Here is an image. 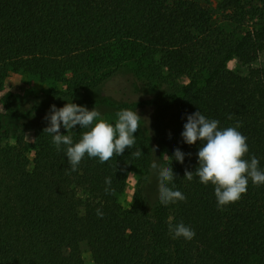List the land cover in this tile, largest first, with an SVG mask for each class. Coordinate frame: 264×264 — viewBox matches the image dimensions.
<instances>
[{
    "label": "trees",
    "instance_id": "1",
    "mask_svg": "<svg viewBox=\"0 0 264 264\" xmlns=\"http://www.w3.org/2000/svg\"><path fill=\"white\" fill-rule=\"evenodd\" d=\"M262 52L264 0H0V91L23 73L60 85L46 97L78 105L130 106L109 100L129 82L157 93L133 103L150 112L148 138L105 163L86 154L76 171L43 132L48 103L0 111V264H84L81 242L94 264H264V185L249 181L239 201L218 210L215 186L195 175L201 143L181 137L196 111L220 129L240 122L245 159L254 155L264 170V65L252 66ZM232 59L247 73L229 69ZM125 71L132 76L122 81ZM87 130L76 125L74 143ZM176 148L191 153L183 164ZM154 160L172 167L168 186L186 201L160 204ZM133 169V202L124 207L118 196ZM169 217L194 238L172 239Z\"/></svg>",
    "mask_w": 264,
    "mask_h": 264
},
{
    "label": "clouds",
    "instance_id": "2",
    "mask_svg": "<svg viewBox=\"0 0 264 264\" xmlns=\"http://www.w3.org/2000/svg\"><path fill=\"white\" fill-rule=\"evenodd\" d=\"M114 125L104 119H100V112L93 108L88 110L85 106L67 102L63 107L57 108L51 105L44 119L48 121L43 132L52 137V144L57 151L64 146L67 163L70 171H76L85 155L89 158H98L100 163H105L114 156H121L126 149L136 144L134 133L140 129L141 116L135 110L122 109L116 112ZM228 119H232L229 115ZM217 119H209L196 111L187 114L183 125L181 137L183 142L194 145L198 141L201 147L197 152L198 167L195 175L200 183L214 185L217 209L222 210L230 203L240 200L242 194L247 192L249 181L255 186L264 185V170L259 167V159L254 155L245 159L249 152L247 137L237 129L241 126L237 122L234 127L220 129ZM79 125L81 129H88L81 133L79 142L74 143L72 129ZM63 127L67 134H61ZM153 152L156 146L151 149ZM143 153L137 149L132 153L139 158ZM185 155L179 148L174 149L173 156L181 164ZM167 156V155H166ZM168 157V156H167ZM171 161V157H168ZM158 181V199L161 205L168 206L177 202L186 201V196L179 190L169 187L175 180L172 167L161 166L157 161L150 165ZM184 178L191 181L193 171L185 169ZM105 192L111 191V177L105 178ZM97 215L103 218V212L97 209ZM174 217L167 221L168 233L172 239L183 238L191 241L195 231L186 226L182 221L173 223Z\"/></svg>",
    "mask_w": 264,
    "mask_h": 264
},
{
    "label": "rangeland",
    "instance_id": "3",
    "mask_svg": "<svg viewBox=\"0 0 264 264\" xmlns=\"http://www.w3.org/2000/svg\"><path fill=\"white\" fill-rule=\"evenodd\" d=\"M251 23V22H250ZM264 65V52L260 53L258 58L252 64V66H263ZM227 67L239 74H246L248 70V66L240 63L237 59H232L227 62ZM122 77V81L124 78H131V74L129 71H125ZM50 88H60L59 84L53 83H41L32 77H29L23 73H14L8 76L4 85L0 91V111L10 112L11 110L18 111H26L30 104L36 102V99L39 98V101L45 105L46 103L51 105H55L57 108H60V105H64L67 102H71L69 100L65 101L64 97L53 98L50 99L46 97V92ZM105 92V91H104ZM157 93H150L141 89L135 84L125 83L121 85V87H117L115 91L114 99L109 97L110 101H117L118 104H123L124 102L130 103L132 105L125 106L122 108H117L114 105L107 104H84L88 110H92L95 108L101 114L100 119H104L109 123L113 124L116 120V112L122 109H130L133 111H137L141 116L140 120V129L138 132L134 133L136 138L146 139L149 136V120H150V112L149 110L143 109L140 105H134L136 101L149 98ZM68 98V96H66ZM90 97V96H88ZM92 98H96L95 94L91 96ZM64 99V100H63ZM27 142H31V138L29 136L26 137ZM26 153L29 157H31V153L26 150ZM160 152L158 149V156ZM136 181H137V171L133 169L127 176L125 187L122 193L118 196V201L122 204V206L127 207L133 202V193L136 189ZM80 252L83 259L84 264H94L91 258L90 252L88 251L87 245L85 242H81Z\"/></svg>",
    "mask_w": 264,
    "mask_h": 264
}]
</instances>
